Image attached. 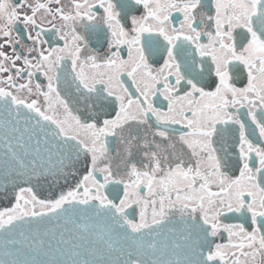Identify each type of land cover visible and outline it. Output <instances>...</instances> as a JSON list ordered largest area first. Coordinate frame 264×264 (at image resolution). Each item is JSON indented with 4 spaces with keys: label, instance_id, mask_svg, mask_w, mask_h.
Instances as JSON below:
<instances>
[{
    "label": "snow or ice",
    "instance_id": "snow-or-ice-1",
    "mask_svg": "<svg viewBox=\"0 0 264 264\" xmlns=\"http://www.w3.org/2000/svg\"><path fill=\"white\" fill-rule=\"evenodd\" d=\"M0 264H264V0H0Z\"/></svg>",
    "mask_w": 264,
    "mask_h": 264
}]
</instances>
